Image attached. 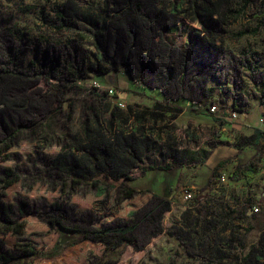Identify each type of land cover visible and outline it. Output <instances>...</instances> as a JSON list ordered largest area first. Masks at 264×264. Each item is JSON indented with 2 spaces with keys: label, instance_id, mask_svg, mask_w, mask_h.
I'll use <instances>...</instances> for the list:
<instances>
[{
  "label": "trees",
  "instance_id": "16d2710c",
  "mask_svg": "<svg viewBox=\"0 0 264 264\" xmlns=\"http://www.w3.org/2000/svg\"><path fill=\"white\" fill-rule=\"evenodd\" d=\"M234 1L224 0L220 4L213 0H181V6L185 3L186 8L169 10L167 19L171 23L163 25L159 2L106 0L105 5L81 10L74 0H67L54 6L55 27L74 33L64 46L46 42L31 48L28 32L14 26L0 30V191L8 190L24 176L18 166L10 168L1 164L13 158L11 149L19 146L22 136L25 133L42 135L45 139L52 136L58 124L56 120H71L75 99L69 98L68 92L84 89L81 83L92 76L112 72L122 71L135 86L156 92L158 98L153 107L140 112L132 109L123 112L116 107L100 116L93 98L101 100V95L86 89L89 96L82 102L84 134L73 142L75 150L63 146L56 155L40 160L44 171L40 177L46 176L52 183L65 180L91 186L101 195L116 188L132 196L138 193L129 184L136 179V171H170L194 166L186 145L191 132L184 140L169 123L188 107L209 110L207 105L214 103L215 91L209 86L210 80L223 83L242 68L257 81L259 56L243 50L235 57L218 43L222 24L235 11ZM179 10L183 12L182 18L177 16ZM183 19L199 21L201 28H189L183 42L176 43L174 37L179 35L175 31ZM260 23L264 25V20ZM245 33L242 31L240 35ZM25 45L33 52L27 66L20 58ZM186 101L190 106H186ZM234 110L245 111L236 107ZM131 118L134 124H130ZM150 118L163 120L168 126L167 141L161 148L164 165L147 164L158 145V131L145 125ZM59 124L62 128L66 126V123ZM262 139L264 130L256 128L251 135H244L235 147L239 151L246 146L256 147ZM225 162L222 160L218 166ZM247 168V174L253 176L255 168L251 165ZM170 208L168 197L153 193L145 204L130 213L131 220L96 224L88 218L74 217L59 206L30 210L23 202L9 220L4 218L1 205L0 221L7 229L19 227L20 216L35 215L55 231L57 238L52 248L44 251L34 244H26L20 252H8L0 244V264H34L41 259L57 258L68 248L84 242L103 246L101 255H90V264H117L127 249L143 251L164 232L162 222ZM210 223L205 221L197 229L200 248L212 244L208 238ZM233 243L231 238L218 244L228 248ZM240 260L242 264H259L264 260V229Z\"/></svg>",
  "mask_w": 264,
  "mask_h": 264
},
{
  "label": "rangeland",
  "instance_id": "374dc122",
  "mask_svg": "<svg viewBox=\"0 0 264 264\" xmlns=\"http://www.w3.org/2000/svg\"><path fill=\"white\" fill-rule=\"evenodd\" d=\"M66 1L0 0V30L14 26L28 32L31 48L46 42L64 46L74 37V33L55 27L54 6ZM74 1L81 10H91L92 5L106 4V0ZM147 1L159 2L163 25L171 23L167 19L169 10L174 7L186 8L185 3L181 6V0ZM213 1L221 4L224 0ZM233 8L235 11L231 18L222 24L218 43L235 57L243 50L259 56L257 81L242 68H238V72L223 83L211 81L209 86L215 90L213 105L217 107L216 113L208 109H205V115L187 112L172 123L176 134L184 140L191 132L192 137L186 145L194 159V166L170 171H136V179L129 184L138 193L132 196L116 188H110L107 195H101L98 189L91 186L65 180L52 183L48 177H40L44 173L40 160L56 155L63 150V146L75 150L73 142L84 134L82 102L89 96L86 89L95 90L101 95V100L92 97L100 116L107 115L116 107L123 112L132 106L146 107L156 99L157 94L153 92L135 94L141 92L140 88L128 81L122 71L92 76L81 83L84 89L76 88L68 92V97L75 99L70 121L64 118L56 120L58 124L55 125L54 134L47 139L42 135L35 137L25 133L19 146L11 149L13 158L1 163L10 168L18 166L24 175L11 188L0 191V207L2 205L4 218L11 220L13 212L18 213V207L23 202L30 210L46 209L53 205L62 207L74 217L88 218L96 224H119L131 220L130 213L145 204L153 193H157L171 200V208L162 222L164 232L155 237L143 251L127 249L117 264H242L240 259L257 242L260 232V221L257 220V214L260 213H251L252 205L260 211V204L264 203V143L257 147L246 146L239 152L235 149L244 135L251 134L255 128L264 130V25L260 23L264 20V0H235ZM182 14V10H179L177 16L182 18ZM193 26L201 28V22L183 19L175 31L179 37H174V41L182 43L184 33ZM161 28L164 29V26ZM165 29L168 30L166 26ZM242 31L246 33L240 35ZM24 47L20 58L23 65L27 66L33 58V52L28 49V45ZM119 102L124 106H119ZM235 107L242 108L245 113L235 111ZM59 123H66L65 128ZM134 123L131 118L130 124ZM93 124L91 122L90 126L93 127ZM145 125L158 131V145L147 164L164 165L161 148L167 141L168 126L165 121H153L152 118ZM216 148V153L209 151ZM235 150L237 152L234 154ZM222 160L226 162L218 166ZM248 165L255 168L253 176L247 174ZM236 168L239 170L236 171ZM222 177L225 181H220ZM187 188L193 192L190 201L183 198L182 192ZM245 206L248 207V214L245 213ZM19 220L21 225L14 230L7 229L0 221V244L8 252H20L26 244H34L42 251L52 248L57 234L46 223L35 215L20 216ZM205 221L211 222L208 238H211L212 244L200 248L197 229L203 227ZM231 238L234 239L232 247L223 248L219 245L221 241ZM102 249L100 244L84 242L68 248L57 258L41 259L34 264H90V255H101ZM259 264H264V260Z\"/></svg>",
  "mask_w": 264,
  "mask_h": 264
},
{
  "label": "crops",
  "instance_id": "0c3cea01",
  "mask_svg": "<svg viewBox=\"0 0 264 264\" xmlns=\"http://www.w3.org/2000/svg\"><path fill=\"white\" fill-rule=\"evenodd\" d=\"M211 81H213V80H210V82H209V85H210V83H211ZM140 88V90H141V92L143 93V95L145 94V93H147V94H149L150 92H153L151 89H148V88H142V87H139ZM153 93H156V92H153ZM135 94H137V95H140V93H138V92H136ZM156 98H158L157 96H156ZM212 100H213V98H212ZM155 101V100H154ZM154 101H153V104H154ZM153 104L152 105H148V106H137L136 108H135V106L133 107H129V109H132V110H134V111H142V110H145V109H147V108H152L153 107ZM214 103H212V104H209V105H207V106H212ZM186 106H190V102L189 101H186ZM128 109V110H129ZM188 110V111H187ZM187 112H192V113H199V114H201V115H205V112L204 111H200V110H198V109H196V108H190V107H188L183 113H181L175 120H173L172 121V123H174V122H176L178 119H180V118H182V117H184L183 115L184 114H186ZM241 113H245V111H243V112H241ZM169 114V113H168ZM214 120H217L216 119V117H212ZM172 123H169V124H172ZM240 128V127H239ZM256 129V128H255ZM254 132V131H253ZM252 132V133H253ZM251 133V134H252ZM251 134H248V135H251ZM261 143H264V139H262L260 142H259V145L261 144ZM258 145V146H259ZM257 147V146H256ZM235 149L236 150H238L236 147H235ZM234 151L233 153L235 154L237 151ZM209 151L210 152H214V153H216L217 151H218V149L216 148V149H214V150H212V149H209ZM238 152H239V150H238ZM210 155L211 154H209V157H210ZM203 159H205V158H202V160ZM205 161H206V159H205ZM184 167H187V166H184ZM184 167H182V168H184ZM261 205V207H260V211L259 212H257V213H260V214H257V216L259 217L257 220H259L260 221V232H259V235H260V233H261V231L264 229V203H262V204H260ZM253 206V205H252ZM247 206H245V213L246 214H248V212L246 211L247 210ZM250 209H251V207H250ZM251 213H255V212H252V209H251V211H250Z\"/></svg>",
  "mask_w": 264,
  "mask_h": 264
},
{
  "label": "built area",
  "instance_id": "2783aa9c",
  "mask_svg": "<svg viewBox=\"0 0 264 264\" xmlns=\"http://www.w3.org/2000/svg\"><path fill=\"white\" fill-rule=\"evenodd\" d=\"M110 92L112 93L113 90H110ZM118 104H119V106H124L121 102H119ZM209 110H210L211 113L215 114L216 110H217V107L215 105H212V106H210ZM233 115L236 116L237 115L236 112H234ZM220 181H225V178L224 177L220 178ZM182 193H183V198L185 199V201H190V200L193 199V192H192L191 189L187 188V189L183 190ZM252 210H253V212H258L259 211V209L255 205L252 206Z\"/></svg>",
  "mask_w": 264,
  "mask_h": 264
}]
</instances>
